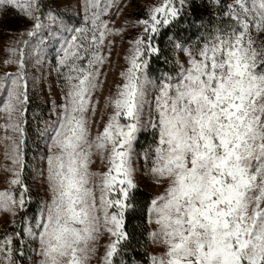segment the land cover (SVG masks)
Segmentation results:
<instances>
[{"label": "snow or ice", "instance_id": "1", "mask_svg": "<svg viewBox=\"0 0 264 264\" xmlns=\"http://www.w3.org/2000/svg\"><path fill=\"white\" fill-rule=\"evenodd\" d=\"M87 3L90 8L100 9L99 0ZM179 3L181 7L176 6V0H162L148 19L139 21L147 43L135 41L131 66L126 74L122 73L126 82L114 101L116 112L97 137L102 141L98 148L111 145V167L104 173V187L116 190L122 198L106 202L101 198L102 205L117 208L110 220L106 211L104 215L105 224L113 225L107 230L115 237L108 245L106 264H113L119 245L128 239L125 210L132 207L129 200L136 188L132 143L139 131L148 83L143 74L148 61L141 53L158 52L152 45L153 34L177 20L183 6H191V0ZM213 3L219 5L220 0ZM8 8L33 21L29 37L50 28L57 19L49 11L46 19L50 23L43 22L39 0H0V10ZM100 14L99 10L93 12L94 29ZM223 16L229 21L227 27L215 29L202 45H176L189 57L187 67L181 66L174 82L166 78L155 99L158 118L150 123L158 129V141L150 171L158 182L166 181L167 187L163 195L152 200L149 214L158 225L151 237L162 241L166 252L152 257V264H264V41L258 43L256 39L264 33V0H230ZM67 31L76 35L65 41L68 47L63 49L61 63L69 56L83 59L82 48L87 52V29ZM103 36L101 31L97 41L93 32L91 41L102 43ZM23 57L21 49V72L8 75L11 84L3 108L8 121L5 127L21 134L18 116L15 122L13 119L15 114H23L19 105L27 99L21 91L25 85L20 83L24 79ZM94 58L102 62V58ZM92 63L89 60V65ZM73 71L83 70L74 67ZM86 82L95 87L85 75L74 86L76 91L68 94L73 98V108L54 138L61 154L50 156L48 161L55 196L40 233L41 264H87L88 254L93 251L89 242L99 230L100 218L94 214L95 204L89 203L91 193L85 187L90 175L86 163L89 153L80 150L82 143H87L86 130L83 120L71 114L84 111ZM4 88L5 83L0 82V89ZM121 116L133 122L122 124ZM14 150L17 156L13 163L22 165L19 145ZM7 201L16 203L9 193H0V207L7 209ZM19 203L23 205L24 201ZM25 234L31 235V230L25 228ZM6 250L11 253L10 248Z\"/></svg>", "mask_w": 264, "mask_h": 264}, {"label": "rangeland", "instance_id": "2", "mask_svg": "<svg viewBox=\"0 0 264 264\" xmlns=\"http://www.w3.org/2000/svg\"><path fill=\"white\" fill-rule=\"evenodd\" d=\"M229 2L230 0H220L219 5L215 4L220 15L217 17H224L225 6ZM39 4L41 18L45 24L50 23L46 19L49 11L57 19L50 28L41 29L33 37L27 35V32L33 27V21L15 9L0 10V82L5 83V88L0 89V193H9L16 201L15 204L7 201V209L0 207V230L4 231L0 236V264H41L43 257L40 255V233L44 231L43 225L47 223L48 210L55 196L52 182L49 180L48 161L50 156L61 154V149L54 144V138L61 123L65 122V117L73 108L71 103L73 98L68 94L76 91L74 86H78L80 79L85 75H88L95 87H89L86 82L85 87L88 88V91L84 93V111L71 114L84 122L87 143H82L80 150L89 153L86 163L87 172L90 174L85 187L91 193L87 198L89 203L94 202L95 204L94 214L100 218L99 230L95 234L96 238L89 242L93 251L88 254L87 264H106L108 245L115 240V237L107 230L113 225L105 224L104 215L106 211L110 220L111 215L117 212V208L108 207L106 203L102 205L101 198L103 197L105 202L109 199L122 198L116 190L109 191L104 187V173H107L111 167L109 159L111 145L106 144L104 148H98L97 144L102 141H98L97 137L103 132L104 127L116 112L114 101L118 98L126 82L122 73L126 74L131 66L130 58L135 54L137 47L135 41L142 39L145 44L147 43L144 26L139 21L148 19L152 10L162 4V0H99L100 9L90 8L87 0H39ZM212 7H214V3L213 0H210L208 4L201 7V10L209 14ZM105 8L106 11H103ZM98 10L101 14L97 21V27L94 29L91 22L92 15ZM217 14L218 12H215V15ZM228 23L227 20L224 28ZM69 28L87 29L85 33L88 37L85 44L87 52L82 48L80 56L83 59L69 56L61 63L65 55L63 49L68 47L65 41L70 40L72 35H76L75 32L67 31ZM101 31L104 32L103 42L93 43L91 41L93 32L99 41ZM256 39L258 43L264 41V33H260ZM41 40L43 43H40ZM203 43H179V45L183 48H195ZM21 49L24 51L22 70L24 79L20 83L25 85L21 91L25 92L27 99L22 105H19L23 114H15L13 122L18 116L22 134L5 127L8 121L3 111L4 104L8 100L7 87L11 84L7 77L9 74L21 72L19 67ZM149 53L142 52L141 56L147 60ZM94 56L102 58V62H97ZM188 59L187 54L176 47L175 60L179 65V73L181 66L187 67ZM89 60L93 61L91 65H89ZM74 67L83 71H73ZM146 69L147 66L143 73L148 81L145 84L146 103L141 111L139 131L135 135L137 137L142 131H152L155 137L151 142L150 149L148 147L142 150L135 149V140L133 141L131 165L133 181L136 186L147 188L154 193V198H156L164 194L167 182H158L150 171L158 141V129L153 128L150 121L155 122L158 118L155 99L159 94V86L166 79L156 80L150 74L148 75ZM28 103H30L33 112L30 123L32 126H36L33 118H39V107L46 109V114L40 136V151H37L32 158V175L25 179V176L22 175L23 164L13 163V160L17 156V152L14 150L16 145L20 147V158L23 157L21 141L23 142L25 134L24 114ZM35 105L38 107H34ZM119 119L122 124L133 122L123 116ZM16 173L19 175L17 176ZM111 175H115V172H112ZM12 180H18L19 183L12 184ZM21 199L24 201L23 205L19 203ZM34 202L37 205L36 213L26 217L24 234L18 244L20 247H16L22 258L16 259L12 241L8 240L9 234L6 230L14 224L17 211L28 208L29 204ZM147 218L148 249L150 264H152L151 258L163 256L166 246L162 241H154L151 237V233L158 230V225L154 222L155 217L150 216L149 210ZM25 228L31 230V235L25 234ZM7 248L11 249L10 254L7 252Z\"/></svg>", "mask_w": 264, "mask_h": 264}, {"label": "trees", "instance_id": "3", "mask_svg": "<svg viewBox=\"0 0 264 264\" xmlns=\"http://www.w3.org/2000/svg\"><path fill=\"white\" fill-rule=\"evenodd\" d=\"M209 2L210 0H191V6L189 7L187 4L183 6L182 14L177 20L172 21L168 26L161 27L159 34H154L152 45L158 49V52L149 53L147 57L146 70L148 75L150 74L156 80H165L171 77L175 81L179 74V65L175 60V46L179 43H202L210 37L215 29L224 28L227 19L217 17L220 15L215 4L209 14L201 10V7ZM176 5L181 7L179 0H176ZM215 12H218V14L215 15ZM34 107L38 106L35 105ZM41 108L39 107V118H33L36 123L35 127L30 124L32 121L31 114L33 113L30 103L27 104L24 114L25 134L22 142V175L25 176V179L32 175V158L37 151H40V136L44 115L46 114V109ZM34 128L36 129L34 130ZM154 137L152 131L140 132L135 139V149L142 150L146 147L150 149ZM153 199L154 193L147 188L137 185L132 191L129 200L132 207L125 210L124 218V230L127 232L128 239L119 245L117 254L112 258L113 264H150L147 213ZM36 209L35 202L30 203L26 209H19L15 215L14 224L6 230L9 237H11L14 258L16 257V259L22 258L16 247H20H18V244H20L24 234L25 219L36 213ZM3 232L0 230V236Z\"/></svg>", "mask_w": 264, "mask_h": 264}]
</instances>
